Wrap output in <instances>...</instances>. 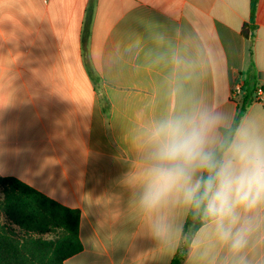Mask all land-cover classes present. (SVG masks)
<instances>
[{"label":"crops","instance_id":"0c3cea01","mask_svg":"<svg viewBox=\"0 0 264 264\" xmlns=\"http://www.w3.org/2000/svg\"><path fill=\"white\" fill-rule=\"evenodd\" d=\"M247 24L250 0H0V178L79 211L81 251L64 264H227L204 225L183 235V206L165 240L152 235L140 142L176 85L232 120L245 84L264 92V0L251 37ZM254 98L240 125L264 131ZM246 255L264 264V243Z\"/></svg>","mask_w":264,"mask_h":264},{"label":"clouds","instance_id":"9594fccd","mask_svg":"<svg viewBox=\"0 0 264 264\" xmlns=\"http://www.w3.org/2000/svg\"><path fill=\"white\" fill-rule=\"evenodd\" d=\"M170 95L176 107L152 121L140 142L144 222L165 240L169 210L192 209L226 247L227 264H249L246 249L264 243V131L251 123L233 131L229 113L185 96L180 85Z\"/></svg>","mask_w":264,"mask_h":264},{"label":"trees","instance_id":"16d2710c","mask_svg":"<svg viewBox=\"0 0 264 264\" xmlns=\"http://www.w3.org/2000/svg\"><path fill=\"white\" fill-rule=\"evenodd\" d=\"M256 0H250V24L243 34L251 37ZM254 83L245 84L239 97L232 130L253 101ZM80 214L66 208L15 178H0V264H64L81 251L78 237ZM204 225L189 209L182 233L191 238ZM180 252L170 264H181Z\"/></svg>","mask_w":264,"mask_h":264},{"label":"built area","instance_id":"2783aa9c","mask_svg":"<svg viewBox=\"0 0 264 264\" xmlns=\"http://www.w3.org/2000/svg\"><path fill=\"white\" fill-rule=\"evenodd\" d=\"M233 94L234 96H239L242 94V88L239 84L233 86ZM264 100V92L261 89H257L255 92V102H261Z\"/></svg>","mask_w":264,"mask_h":264}]
</instances>
